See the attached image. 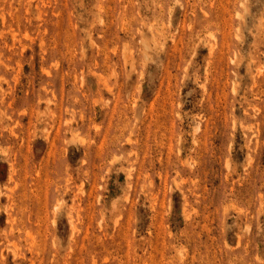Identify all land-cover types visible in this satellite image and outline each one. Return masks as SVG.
Instances as JSON below:
<instances>
[{"label":"rangeland","instance_id":"obj_1","mask_svg":"<svg viewBox=\"0 0 264 264\" xmlns=\"http://www.w3.org/2000/svg\"><path fill=\"white\" fill-rule=\"evenodd\" d=\"M0 264H264V0H0Z\"/></svg>","mask_w":264,"mask_h":264}]
</instances>
